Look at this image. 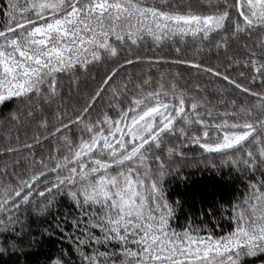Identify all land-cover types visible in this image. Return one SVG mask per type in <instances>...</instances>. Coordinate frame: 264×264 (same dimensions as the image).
I'll use <instances>...</instances> for the list:
<instances>
[{
    "label": "snow or ice",
    "instance_id": "obj_1",
    "mask_svg": "<svg viewBox=\"0 0 264 264\" xmlns=\"http://www.w3.org/2000/svg\"><path fill=\"white\" fill-rule=\"evenodd\" d=\"M189 43L217 63H171L211 91L153 76L167 61L140 53ZM13 98L11 121L33 131L0 151L12 157L0 160V254L34 247L29 220L66 197L76 214L55 228L70 248L47 264H264V0H0V104ZM201 165L239 173L249 191L189 212L178 231L185 203L165 181Z\"/></svg>",
    "mask_w": 264,
    "mask_h": 264
},
{
    "label": "trees",
    "instance_id": "obj_2",
    "mask_svg": "<svg viewBox=\"0 0 264 264\" xmlns=\"http://www.w3.org/2000/svg\"><path fill=\"white\" fill-rule=\"evenodd\" d=\"M174 47H181L182 56L178 57L174 51ZM151 45H145L140 49V53L145 59L148 58H160L163 61L160 64L152 66V75L157 76L161 72L167 73H181L183 80L185 81H199L201 84H208V89L211 91L216 85L210 82L209 77L200 74H196V70L192 69L187 64H172L171 61L175 59H199L209 65H215L217 60L215 54H202L197 56L195 46L191 43L186 46L175 45L165 46L164 48L151 51ZM149 69L147 63L134 69L136 72H143ZM129 71H133L129 66ZM232 76H236V72L231 73ZM65 90L68 88V81L65 80ZM65 103H76V99L73 97L71 100L65 95ZM18 108H23L15 98L7 101L0 107V151H2L4 144L6 143L5 136L12 135L13 137L18 133L23 140L25 133L31 136L33 128L24 125L18 127L14 124L10 117ZM29 142H31L29 140ZM49 145L45 144L44 150L47 151ZM39 151V149H38ZM189 156H198L199 150H187ZM11 160L12 157H0V160ZM219 162V161H217ZM222 173H215L209 169H205L202 165L199 168L185 167L181 170V175L187 177V179H180L176 176H170L165 181V187L168 189V196L170 200H175L177 197L184 200L185 208H182L177 215L176 220L173 221V227L178 231L182 230L186 226V215L189 212H196L201 206L209 205L214 200H219L221 203H227L232 201L237 203L242 199V196L249 191L246 189V180L237 172H230L227 167L221 170ZM228 207L229 205H225ZM75 215L76 209L72 206L71 202L66 197L59 198L58 211L54 210L52 214H49L44 218L32 217L29 220V225L33 234L36 235L37 243L34 247L28 249L23 256L17 254H0V264H47V258L49 256L58 255L62 249L70 248L67 240L61 239L62 233L55 228V225L59 222L60 216L63 215ZM199 224V221H197ZM223 227L220 230H216V234H226L230 228L227 220L221 222ZM52 228L55 235H41L43 228ZM65 227L71 230V225L66 224ZM208 227H213L212 223H208ZM74 260L79 261V258L74 256Z\"/></svg>",
    "mask_w": 264,
    "mask_h": 264
},
{
    "label": "rangeland",
    "instance_id": "obj_3",
    "mask_svg": "<svg viewBox=\"0 0 264 264\" xmlns=\"http://www.w3.org/2000/svg\"><path fill=\"white\" fill-rule=\"evenodd\" d=\"M2 104H0V107H1Z\"/></svg>",
    "mask_w": 264,
    "mask_h": 264
}]
</instances>
